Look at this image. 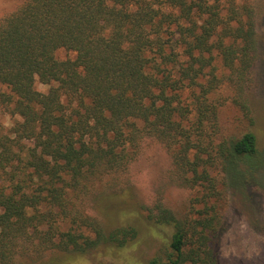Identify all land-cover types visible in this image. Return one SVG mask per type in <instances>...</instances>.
Wrapping results in <instances>:
<instances>
[{"label": "trees", "instance_id": "1", "mask_svg": "<svg viewBox=\"0 0 264 264\" xmlns=\"http://www.w3.org/2000/svg\"><path fill=\"white\" fill-rule=\"evenodd\" d=\"M256 21L255 0H24L0 15V103L22 118L11 133L0 121V264L134 240L89 200L122 182L147 139L196 192L184 218L148 208L173 229L167 260L149 264H219L232 167L260 156ZM228 100L247 123L235 136L220 124Z\"/></svg>", "mask_w": 264, "mask_h": 264}, {"label": "rangeland", "instance_id": "2", "mask_svg": "<svg viewBox=\"0 0 264 264\" xmlns=\"http://www.w3.org/2000/svg\"><path fill=\"white\" fill-rule=\"evenodd\" d=\"M23 1L0 0V15ZM255 5L259 58L249 98L255 119L253 130L259 136L260 156L253 161L240 160L232 167L218 236L219 264H264V0H255ZM59 55L65 58L73 53L62 50ZM36 87L43 92L49 90L48 85L39 81ZM229 95L226 91L225 97ZM21 120V116L12 114L0 103V121L7 132L11 133V128ZM220 124L228 135L235 136L246 129L247 123L242 120L239 109L228 100L220 109ZM171 171L168 149L155 139H147L122 182L107 187L105 192L102 190L100 198L97 197L99 193L91 196V212L100 217L106 228L121 225L137 228L138 236L125 247L102 243L81 254L50 249L37 257L20 256V264H149L154 258L167 260L173 229L149 223L148 208L160 200L179 218H184L196 195L194 190L174 183Z\"/></svg>", "mask_w": 264, "mask_h": 264}]
</instances>
